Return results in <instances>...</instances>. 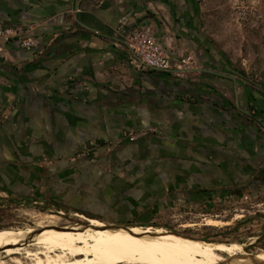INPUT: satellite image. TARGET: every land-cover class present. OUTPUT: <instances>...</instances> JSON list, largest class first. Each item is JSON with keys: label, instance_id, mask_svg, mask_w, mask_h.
<instances>
[{"label": "crops", "instance_id": "1", "mask_svg": "<svg viewBox=\"0 0 264 264\" xmlns=\"http://www.w3.org/2000/svg\"><path fill=\"white\" fill-rule=\"evenodd\" d=\"M0 24L39 41L0 53V201L153 217L264 177V72L227 61L198 0H0ZM142 26L199 70L133 68L116 43Z\"/></svg>", "mask_w": 264, "mask_h": 264}, {"label": "rangeland", "instance_id": "2", "mask_svg": "<svg viewBox=\"0 0 264 264\" xmlns=\"http://www.w3.org/2000/svg\"><path fill=\"white\" fill-rule=\"evenodd\" d=\"M198 2L205 31L227 61L242 69L249 77L262 74L264 72V0H198ZM234 188L228 189L233 190L231 191L233 193H239ZM224 190L222 189L219 194L211 193L204 200L183 201L170 209L163 210L157 216H153L161 221L154 228H164L179 235L206 241L245 243L248 245L246 251L254 254L258 249H264V193L253 197L251 188L246 185H243L239 196ZM33 200V198H25L0 201V221L8 222L0 225V230L32 227L47 231L55 228L38 224L37 217L44 213L59 218L56 226L77 225L70 222L74 219L69 217L70 213H75V210L64 209L67 215H62L49 209L35 208L34 206L37 205ZM239 215L241 217H237ZM208 218L231 223L211 226L206 224ZM86 224L87 222H80L78 225ZM185 224L192 226L186 227ZM31 243L33 242L24 247L32 246ZM0 257L9 261L11 257L20 256L6 257L2 254ZM76 259L83 260L84 256H78ZM23 261L25 264H30L27 259Z\"/></svg>", "mask_w": 264, "mask_h": 264}, {"label": "bare ground", "instance_id": "3", "mask_svg": "<svg viewBox=\"0 0 264 264\" xmlns=\"http://www.w3.org/2000/svg\"><path fill=\"white\" fill-rule=\"evenodd\" d=\"M37 221L41 226L51 227L58 225L59 218L44 213L37 217ZM89 223L107 228L102 220L90 219ZM229 223L206 219V224L211 226ZM61 228L38 231L32 227H12L0 230V256H20L11 257L9 261L0 257V264H25L23 259L30 264H220L227 260V255L236 257L231 264H253L244 258L250 255L245 243L206 241L154 227L95 230L70 225ZM26 242H33L32 246L24 247ZM255 254L259 260H264V249H258ZM81 255L84 259L77 260L76 257Z\"/></svg>", "mask_w": 264, "mask_h": 264}, {"label": "built area", "instance_id": "4", "mask_svg": "<svg viewBox=\"0 0 264 264\" xmlns=\"http://www.w3.org/2000/svg\"><path fill=\"white\" fill-rule=\"evenodd\" d=\"M30 32V27L0 24V53L6 44L13 41H19L26 49L36 48L39 41L30 35ZM116 45L125 50L130 65L137 70L164 71L188 79L200 68V61L195 53L174 57L170 43L159 41L150 26L131 30L124 41H118ZM145 134V131L130 130L124 133V137L129 141H135Z\"/></svg>", "mask_w": 264, "mask_h": 264}, {"label": "flooded vegetation", "instance_id": "5", "mask_svg": "<svg viewBox=\"0 0 264 264\" xmlns=\"http://www.w3.org/2000/svg\"><path fill=\"white\" fill-rule=\"evenodd\" d=\"M243 185H246V186L251 188V190H252L251 196H253V197L264 193V177L253 178V179L248 178V180L245 182H239V183L235 182L233 184H229V185L225 186L224 191H230L231 192L233 190H229L228 188L235 187L234 190H236L239 193H233V192H231V193L234 194V196H239V195H241V189H242ZM33 199H34L33 203L35 205H37V206H34L35 208H39V209H43V210L49 209L50 211H56L59 214L67 215V213L64 212L63 210L64 209L66 210L69 207H66L62 203L53 202L50 199L44 198V197H33ZM71 209L75 210V213H70L69 217L71 219H74V220H71L70 222H73L77 225L80 222H89L90 219H95V218H98V220L100 219V220L104 221L106 223V225L108 227H111V228H120V227L132 228L134 226L156 227L161 223L160 220H158L154 217H149V216L148 217L140 216V217H136V218H125L122 216H113V215H109V214L96 213V212L84 210L81 208H69V210H71ZM60 218H64V217H60ZM13 221L21 223V221H18V220H13ZM7 223L8 222L0 221V225H5ZM60 227H63V226H60ZM26 244H30V243L26 242Z\"/></svg>", "mask_w": 264, "mask_h": 264}, {"label": "water", "instance_id": "6", "mask_svg": "<svg viewBox=\"0 0 264 264\" xmlns=\"http://www.w3.org/2000/svg\"><path fill=\"white\" fill-rule=\"evenodd\" d=\"M95 219H98V218H95ZM100 220V219H99ZM56 229L59 228V229H62L60 226H54ZM85 229L87 228H92V229H95V230H100V229H113V230H116L117 228H111V227H108V226H105L107 228H100V227H97V226H93L92 224H90L89 222H87L86 225L83 226ZM136 227V226H134ZM141 227V226H140ZM144 228H147V227H144ZM131 229V228H130ZM40 231V230H38ZM250 255L249 256H246L244 258L250 260L253 264H264V260H259L257 258V255L252 253V252H248ZM227 260H225L224 262H221L220 264H231L232 262H234V260L236 259V257H233V256H229L227 255L226 256Z\"/></svg>", "mask_w": 264, "mask_h": 264}, {"label": "trees", "instance_id": "7", "mask_svg": "<svg viewBox=\"0 0 264 264\" xmlns=\"http://www.w3.org/2000/svg\"><path fill=\"white\" fill-rule=\"evenodd\" d=\"M153 71H156V70H153ZM205 240V239H204Z\"/></svg>", "mask_w": 264, "mask_h": 264}]
</instances>
